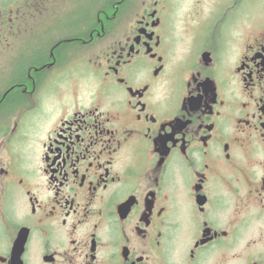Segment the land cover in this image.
Returning a JSON list of instances; mask_svg holds the SVG:
<instances>
[{
	"label": "flooded vegetation",
	"instance_id": "flooded-vegetation-1",
	"mask_svg": "<svg viewBox=\"0 0 264 264\" xmlns=\"http://www.w3.org/2000/svg\"><path fill=\"white\" fill-rule=\"evenodd\" d=\"M0 264H264V0H0Z\"/></svg>",
	"mask_w": 264,
	"mask_h": 264
},
{
	"label": "rangeland",
	"instance_id": "rangeland-1",
	"mask_svg": "<svg viewBox=\"0 0 264 264\" xmlns=\"http://www.w3.org/2000/svg\"><path fill=\"white\" fill-rule=\"evenodd\" d=\"M67 26V23L65 24ZM101 44H97V46H100ZM73 49L70 50L69 54L72 55L74 53H77L78 51H75V47H72Z\"/></svg>",
	"mask_w": 264,
	"mask_h": 264
}]
</instances>
